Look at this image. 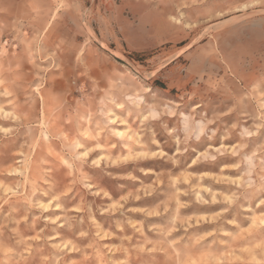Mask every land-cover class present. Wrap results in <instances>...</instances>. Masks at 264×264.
Listing matches in <instances>:
<instances>
[{
	"label": "rangeland",
	"instance_id": "1",
	"mask_svg": "<svg viewBox=\"0 0 264 264\" xmlns=\"http://www.w3.org/2000/svg\"><path fill=\"white\" fill-rule=\"evenodd\" d=\"M262 194L264 0H0V264H264Z\"/></svg>",
	"mask_w": 264,
	"mask_h": 264
},
{
	"label": "clouds",
	"instance_id": "2",
	"mask_svg": "<svg viewBox=\"0 0 264 264\" xmlns=\"http://www.w3.org/2000/svg\"><path fill=\"white\" fill-rule=\"evenodd\" d=\"M116 61H117V63H120L119 54L116 55ZM143 68L147 69V65H144ZM96 71L97 70H95V69L88 68V72H89L90 76L94 77L95 79H97L100 82L101 88L107 87V81L109 79H118V78L122 77L124 79V82H127L129 80H135L137 83L133 86V88L140 90V94L142 96L140 103L144 107L145 110H147L148 106H150V105H159V104H163L165 101H170L172 104L177 105V107L175 109V112L166 113V115H177V118H179V115L183 114V112H184V110L182 108L178 107V105L181 103L180 101H173L172 98H170V97L159 96L158 93L155 91V88H154L155 84L153 81L158 76V74L160 72H162V70L160 68H154V69L150 70L152 77H153V79H151V80L145 78L144 75L142 74V71H138L134 68H131L127 64H125L122 68L115 70L114 76L105 77L103 75H97ZM115 106L117 109H119L121 111V113H123L126 109V102L117 103ZM144 120L146 122L147 129L149 130L147 133L149 140L151 139V130H153V129H155V130L159 129V131L162 135H166V134L170 135V133H168V130L163 127L164 120H160L158 122H155V121L154 122H148L147 116L144 117ZM172 139L178 145L176 148L177 153L181 152L182 150L187 151V147H184L182 149L179 146L181 143L179 141V139H177L176 137H172ZM153 155L163 156L164 153H163V151H161L159 153H153ZM127 158L128 157H125V159H127ZM198 158L199 157H197V159ZM193 163H195V160H193Z\"/></svg>",
	"mask_w": 264,
	"mask_h": 264
},
{
	"label": "snow or ice",
	"instance_id": "3",
	"mask_svg": "<svg viewBox=\"0 0 264 264\" xmlns=\"http://www.w3.org/2000/svg\"><path fill=\"white\" fill-rule=\"evenodd\" d=\"M121 135H123V134H121ZM258 199H259L260 203H264V194H262V196L259 197ZM262 211H264V210H262ZM260 223L261 224H264V219H261L260 220Z\"/></svg>",
	"mask_w": 264,
	"mask_h": 264
}]
</instances>
